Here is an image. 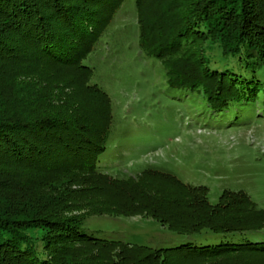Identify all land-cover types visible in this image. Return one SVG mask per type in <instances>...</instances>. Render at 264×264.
<instances>
[{
  "label": "trees",
  "instance_id": "obj_1",
  "mask_svg": "<svg viewBox=\"0 0 264 264\" xmlns=\"http://www.w3.org/2000/svg\"><path fill=\"white\" fill-rule=\"evenodd\" d=\"M121 1L0 0V264H204L207 260V264H235L237 260L238 264H251L256 255L262 264L264 243L260 242H186L155 249L141 245L136 247L151 253L136 258L119 250L100 263L95 262L92 252L82 250L88 244L108 243L84 233L86 216L116 213L90 207L83 211L85 185H90L91 190H125L131 184H140L138 180L109 177L100 167L110 158L106 147L111 119L107 128L95 131L91 126V131L85 123L92 116L78 112L71 106L73 102L56 100L48 104L46 97L36 98L30 92L32 98L26 94L27 100L22 93L25 87L21 74L30 73L26 69L31 67L28 61L51 60L66 65L82 60L87 47L96 41L91 33L106 22V13L116 12ZM136 3L139 7V0ZM163 13L171 14L177 25L180 22L175 38L168 44L172 51L195 41L201 47L202 62L209 68L202 71L199 79L186 84H180L175 74L177 81L170 78L169 86L192 91L201 87L208 105L220 111L254 100L258 88L242 71L264 62V0H177ZM92 19L100 20L97 27L86 25ZM139 25L141 46L149 55L164 61L169 55L168 45L155 44L141 20ZM78 68L90 70L81 62ZM92 86V92H102L95 84ZM56 105H61V109ZM161 174L192 195L204 196L185 203L183 213L192 215V219L183 231H173L191 235L203 230H259L243 222H223L218 217L235 206H241L243 212L252 211V201L245 193L223 191L219 202L212 205L206 187L185 185L170 173ZM133 201L130 199L132 206L128 208L133 207ZM122 206L117 208L123 210ZM246 215L236 218L241 221ZM251 218L257 223L255 217ZM168 224L169 221L165 223ZM36 229L45 230L46 234L39 238L29 231Z\"/></svg>",
  "mask_w": 264,
  "mask_h": 264
},
{
  "label": "rangeland",
  "instance_id": "obj_2",
  "mask_svg": "<svg viewBox=\"0 0 264 264\" xmlns=\"http://www.w3.org/2000/svg\"><path fill=\"white\" fill-rule=\"evenodd\" d=\"M176 1L139 0L138 7L136 0H123L116 12L106 13V22L91 33L96 41L87 47L82 60L66 65L51 60L28 61L31 67L26 69L30 73L21 74L25 87L22 93L27 100L26 94L30 92L36 98L46 97L48 104L56 100L73 102L71 106L78 112L92 116L85 123L91 131V126L95 131L99 127L107 128L111 119L106 147L110 158L101 162L100 167L109 177L138 180L140 184L137 187L131 184L125 190L119 187L91 190L90 185L83 188V211L90 207L116 212L85 218L84 233L110 243L82 248L92 252L97 263L119 250L136 258L151 253L136 247L141 245L155 249L186 242L264 243V62L242 71L258 88L254 100L227 110L211 108L201 87L192 91L169 86L168 80H176L175 74L180 84H186L199 79L202 71L209 69L201 60L199 43L193 39L194 42H186L176 52L168 45L175 38L180 22L177 25L171 14L163 12ZM174 16L178 18L177 14ZM139 19L155 44L168 45L169 55L164 61L149 55L141 46ZM99 22L92 19L86 25L97 27ZM80 54L84 51L80 50ZM80 62L90 70H80ZM92 84L102 92H92L95 91ZM56 106L61 109V105ZM162 172L172 174L185 185L206 187L212 205L219 202L223 191L245 193L252 201V211L243 212L241 206H235L234 211L226 210L218 217L221 221L243 222L259 230L230 233L203 230L191 235L173 231H183L192 219V215L183 213L185 203L204 196L192 195L187 188L165 178ZM130 199L134 200L132 208H128L132 206ZM121 204L123 210L117 208ZM245 213L243 220L236 218ZM29 231L39 238L46 234L42 229ZM257 258L258 255L251 264H259ZM238 263L237 260L235 264Z\"/></svg>",
  "mask_w": 264,
  "mask_h": 264
}]
</instances>
